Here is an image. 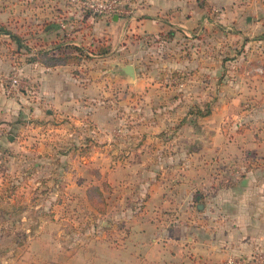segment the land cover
<instances>
[{"label": "rangeland", "instance_id": "obj_1", "mask_svg": "<svg viewBox=\"0 0 264 264\" xmlns=\"http://www.w3.org/2000/svg\"><path fill=\"white\" fill-rule=\"evenodd\" d=\"M52 8L60 14L52 16ZM65 8L74 10L69 0H0V30L31 40L33 45L51 39L49 34L56 31L63 36L69 33L65 37L73 40L71 31L80 25L77 18L63 14ZM86 30H78L75 40L89 48L97 40ZM204 34L198 52V61L202 58L204 66L200 74L195 73V63L186 64L195 58L191 59L190 51L183 53L179 39L163 33L141 40V58L133 64L142 79L151 81H147V94L137 97L131 96L133 88L125 78L107 70L114 68L113 62L90 58L83 69L96 86L87 103L88 115L34 114L30 109L35 94L29 89L27 111L15 114L11 128H0V264L157 263L139 256L138 251L131 253L136 231L143 225L139 221L149 225L155 219L165 230L179 228L187 222V209L134 205L135 189L151 179L161 178L169 187L183 183V170H190L196 162L213 174L217 166L229 168L233 160L218 157L213 163L206 154L215 137L210 123L218 119L225 125L224 132L228 131L225 138H234L239 129L234 123L247 117V107H239L247 95L238 97L226 87V82L235 83L240 74L246 72L247 77V35L228 31ZM4 40L0 35V42ZM212 58L217 62L214 65ZM212 69L216 71L214 81L209 75ZM20 73L15 60L7 81L17 94L24 89ZM207 112L217 116L205 119ZM159 124H167L163 133L152 127ZM118 129L122 132L115 133ZM155 136H160V142ZM199 150L205 152L200 158ZM93 187L104 191L107 205L103 214L88 201ZM190 211L193 223L199 215L195 208ZM165 256L162 264L176 263L173 250ZM177 264L182 263L178 260Z\"/></svg>", "mask_w": 264, "mask_h": 264}, {"label": "crops", "instance_id": "obj_2", "mask_svg": "<svg viewBox=\"0 0 264 264\" xmlns=\"http://www.w3.org/2000/svg\"><path fill=\"white\" fill-rule=\"evenodd\" d=\"M73 7L72 13L66 8L62 9L63 14L77 18L79 28L76 24L71 25L84 32L88 29L87 34L97 40L89 48L75 40L80 32L76 29L71 31L75 38L73 40L65 37L69 33L63 36L56 31L49 34L51 39L46 38L44 43L34 45L22 36L18 44L8 35H2L5 40L0 42V128H11L15 114L18 116L21 110L27 111L29 89H34L35 97L30 109L34 114L41 116L46 112H59L88 115L87 103L91 100L92 86H96L89 75L85 76L86 69H83L90 58L113 62L114 68L107 70L125 78L133 88L131 96L137 97L149 91L146 86L150 79H142L133 64L141 58L142 41L148 37H159L166 33L179 39L183 53L186 55L190 51L194 56L191 59L195 58V62L186 64L195 63V73L200 74L204 66L202 58L198 61V52L202 51L204 45V33L228 31L247 35L244 36L247 43L244 46L247 49V77L245 72L240 74L243 79L237 77L235 83L226 82V87L235 90L238 97L247 95V101L239 105L243 109L247 107V117L244 115L234 123L236 127L239 125L234 138H225L228 131L224 132L225 125L215 118L210 123L215 137L208 143L210 146L206 153L210 154L213 163L217 162L218 157H225V161L229 162L233 160V163L227 169L217 166L213 174L212 169L196 162L190 170H183L185 182L176 186H167L161 182V178L151 179L149 184L148 180L141 183L133 194L137 197L134 205L138 206L139 202L141 206L147 205L154 210L186 208L184 216L187 222L180 224L179 228L174 226L165 230L155 219H150L152 223L149 222V225L141 219L139 223L143 222V225L136 231L137 242L133 244L131 253L138 251L139 256L154 259L156 264L167 260L165 255L170 250L176 252L175 264L178 260L182 264H220L230 256L251 257L256 252L264 253V0H134L131 5L125 6L123 13L111 17L84 14L76 6ZM52 12L54 16L61 11L52 8ZM44 30L45 34L49 33L47 29ZM36 32L40 34L39 30ZM61 46L78 47L88 58L77 65L52 68L46 67L38 59L32 61L39 51L57 53ZM3 51L7 53L3 55ZM71 52L69 49L68 53ZM15 60L19 62L20 82L24 86L19 94L11 89L7 81ZM215 63L216 60L212 58L211 64ZM127 65L134 67V79L121 72ZM215 72L213 69L209 72L212 81L215 80ZM222 82L217 84V88L224 85H221ZM205 115V119L217 116L214 112ZM89 116L92 117L90 113ZM166 126L152 125L160 132ZM116 132L121 133L122 130ZM154 138L157 142L161 140L160 136ZM231 153L234 156L228 159L227 155ZM197 154L200 158L205 152L199 150ZM186 167L190 168L188 164ZM202 176H206V179ZM190 182L194 185L186 184ZM194 208L199 216L192 223L189 218L194 217L190 209ZM146 225L150 228L145 229Z\"/></svg>", "mask_w": 264, "mask_h": 264}, {"label": "trees", "instance_id": "obj_3", "mask_svg": "<svg viewBox=\"0 0 264 264\" xmlns=\"http://www.w3.org/2000/svg\"><path fill=\"white\" fill-rule=\"evenodd\" d=\"M85 14H90L89 12H85ZM92 15V14H90ZM96 17H103L99 15H93ZM0 35H8L13 41L17 42L18 44L21 43V38L18 35L6 30H0ZM71 50V53H68V50ZM55 50V49H54ZM57 53H49L47 51H39L37 57L32 59L35 61L38 59L39 62L44 64L46 67H56L62 65H71V64H80L83 59L88 58L87 55L83 54L78 47L75 46H65V47H58ZM99 51H96V54ZM99 54V53H98ZM205 116V115H204ZM88 201L90 205L97 210L99 213L103 214L106 208V201L104 197V191L98 187H93L88 191Z\"/></svg>", "mask_w": 264, "mask_h": 264}, {"label": "built area", "instance_id": "obj_4", "mask_svg": "<svg viewBox=\"0 0 264 264\" xmlns=\"http://www.w3.org/2000/svg\"><path fill=\"white\" fill-rule=\"evenodd\" d=\"M134 0H69V2L92 15L113 16L123 13L125 6ZM222 264H264V253L256 252L251 257L230 256Z\"/></svg>", "mask_w": 264, "mask_h": 264}, {"label": "water", "instance_id": "obj_5", "mask_svg": "<svg viewBox=\"0 0 264 264\" xmlns=\"http://www.w3.org/2000/svg\"><path fill=\"white\" fill-rule=\"evenodd\" d=\"M121 72L124 75H126L127 77H129L130 79H134L135 78V71H134V67L132 65H127V66L123 67L121 69Z\"/></svg>", "mask_w": 264, "mask_h": 264}]
</instances>
